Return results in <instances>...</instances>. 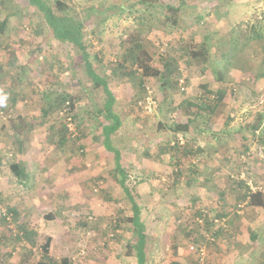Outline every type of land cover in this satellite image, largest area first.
<instances>
[{
  "label": "rangeland",
  "instance_id": "rangeland-1",
  "mask_svg": "<svg viewBox=\"0 0 264 264\" xmlns=\"http://www.w3.org/2000/svg\"><path fill=\"white\" fill-rule=\"evenodd\" d=\"M43 1L52 7L56 2ZM123 1L70 0L69 7L85 24L84 40L96 73L107 79L117 98L114 110L122 126L112 135L113 144L122 153L124 167L131 170L128 185L135 189L142 208L148 237L147 264L168 260L178 248L183 264H198L188 251L189 243L198 241L207 247L208 264L263 263L264 212L247 207L237 216L233 211L244 201L247 181L264 192V0H162L185 6L178 26L165 24L158 8L151 19L140 24L132 15L119 18L115 6ZM7 19L0 50L16 52L20 60L0 87V197L2 210L18 211V216L16 221L5 216L7 223L0 217V264L6 252L11 254L9 264H58L63 257L74 259L73 264H137L133 226L125 221L131 204L116 182L115 156L100 141V137L102 142L104 139L102 127L108 124L96 116L104 106V92L89 79L80 53L54 38L30 0H0V25ZM257 21H262V39L245 49L237 44L234 48L236 33L245 35ZM137 43L144 46L155 68L162 67V59L173 58L183 70L181 66L189 67V53L207 44L215 59L207 55L204 75L197 66H190L188 76L185 69V76L179 71L186 83L180 85L181 90L174 84L166 98L159 78L140 76V66H132L128 56L130 51H139ZM223 51L227 56L234 53V58L228 62ZM123 72L130 75L127 80L119 77ZM219 72L224 73L227 97L217 130L224 128L228 133L218 137L203 134L205 124L199 120L191 126L182 149L184 155L179 149L173 153L170 142L176 134L168 128L175 116L174 107L196 101L208 82L219 89ZM148 89L157 102L150 114L136 105ZM69 95L77 99L74 110L65 103L51 113V106ZM64 110L78 133L88 132L82 139L79 134L76 140L65 136V120L60 115ZM187 118L178 115L174 120L186 122ZM227 118L229 125L224 126ZM259 118L262 123L257 133L254 124ZM96 136L99 140L93 139ZM162 144H170L171 155L182 158L185 168L192 167L188 185L182 175L174 182L173 164L169 163L168 172H154L151 177V165ZM212 145L221 152H211L210 160L198 154L205 148L212 150ZM162 155L160 162L167 159ZM227 158L229 169H215L212 172L216 176L210 173L209 163ZM13 164H24L28 178L19 179L11 169ZM195 176L199 179L192 183L190 179L195 180ZM210 180L212 183L207 184ZM224 185L230 190L222 201L219 195ZM201 210L209 218L215 213L232 215L230 230L215 236L214 242H206L201 236L205 230L200 233L196 226L191 234L185 231L182 224L195 222ZM115 221L121 228H111ZM24 230L27 236H23Z\"/></svg>",
  "mask_w": 264,
  "mask_h": 264
},
{
  "label": "trees",
  "instance_id": "trees-1",
  "mask_svg": "<svg viewBox=\"0 0 264 264\" xmlns=\"http://www.w3.org/2000/svg\"><path fill=\"white\" fill-rule=\"evenodd\" d=\"M30 1L32 5L36 7L42 13L43 18L45 19V23L50 27L54 38L58 42H62V43L73 46L80 53L81 60L85 64L86 73L89 79L92 81V83L97 89L101 88L102 91L104 92V95H105L104 106L103 108L97 111L96 116L102 117L103 121H107L108 124L103 125L102 127L103 129L102 133H103L104 139L102 142L101 137H100V141L105 147V149L109 151L110 153H113L115 156L114 176L117 177L116 182L118 186L123 191L125 198L131 204L130 209H131L132 215L129 213V216H126L127 218L125 221L131 223L133 226V234L135 235V239H136L135 243L133 244V247L136 252L137 264H147V254L145 250H146V244H147L148 237L146 234L145 224L142 221V217H141L142 208L136 201V198L138 195L134 194L133 191H135V189L131 188L128 185L131 170L130 169L128 170V168L126 169L124 167V163L122 164V153L119 149L115 148L113 144L112 135L118 133L122 126L121 117L114 110V106H115L117 98L115 94L112 92V90L110 89V85L107 79L101 77L99 74L96 73L94 64L91 61L90 53L88 52V45L86 44L84 40L85 24L83 21L73 16V13L71 12L70 7H69L70 0H56L54 7L47 5L43 0H30ZM125 1L127 2L128 0H125ZM126 2L123 1L122 4L115 6V8L117 9V13H116L117 16H119L120 18L123 16L127 17L128 15L129 16L132 15L133 18L136 19V21H138L137 22L138 24H140L143 21V19H151V16H153V14L155 13L154 11L158 8L159 9L158 11L161 14L163 13L162 15L165 19L164 20L165 24H168L171 26H178L182 18L181 16L182 10L185 7L181 2L179 4H167L163 2L162 0H136L131 5L127 4ZM150 24L151 23H147V25H150ZM6 25H7V21L3 22L0 25V35L4 34ZM260 25H262V21H257V24L255 25L253 24L251 27V31L247 32L245 35H242V33L237 32L236 41L234 40L233 44L234 43L235 44L233 47L236 48V44H237L238 46L243 47V49H245L246 47L252 45V42L261 40L263 36L259 32ZM240 38H243V40L241 41ZM137 39H140V37L137 36ZM137 39L135 38V40ZM137 46H138L139 51H136V52L130 51V54L128 56L129 58H132V62H131L132 66L136 65V63L137 65L140 66V69H142L143 71V72L141 71L142 74L139 73L140 76L159 78V80H161V84L163 88V96H165L166 98H168V94L171 93L170 88H173L174 84H176V86L180 88L181 90L182 88L180 86V82L183 80L184 83H186L185 81L186 77H183L182 75H180L179 71L183 72L185 69V71L188 72L186 73V75L188 76V74L191 73L190 66H197L201 70L199 73L201 75L202 74L204 75L207 71L206 70L207 69V66H206L207 65V61H206L207 55H209L208 57L209 59L210 57L212 59H215V57L213 56L214 54H211L212 56L209 54L210 51H209L208 44H207L206 47L202 45L201 50H199L198 52L191 51L189 53V59L186 58L187 59L186 61H188L186 63L188 64L189 67L186 68V67L181 66L182 68H184L183 70L177 67L179 64H176V61H174L173 58L162 59L163 60L162 67L155 68L154 66L151 65V57L149 56L148 52L144 50V46H141L138 43H137ZM219 47H222V44ZM234 51H236V49H234ZM222 55L224 58L228 60V62L234 58V53L230 54V56H227L225 55L223 51ZM160 56L166 57V54L161 53ZM211 64L213 65L214 63H211ZM133 73L135 72H132V74ZM120 74L121 73H119V77H123V80H127L128 77L130 76L127 73H124L123 76ZM183 75H184V72H183ZM223 77H224V73L219 72L217 76L218 84L220 85L219 89L218 88L215 89L214 84H211V82H208L202 86L201 93L199 94V97L197 98L196 101L194 102L184 101L179 106L174 107L175 116H173V119L171 120L172 122L170 124V128H168L170 133L173 132L176 134L175 138L173 139L174 142L172 141L170 142L172 147L170 146V144L168 147L167 146L165 147L163 144L159 145L158 146L159 151H162L163 153H166V154H172L171 148L173 149V153L175 149L176 150L179 149L180 153L184 155V152L182 149H185L184 144L188 140L187 137L190 133L189 131L191 129V126L194 122H197L199 120L200 122L202 121L205 124L204 125L205 130L202 131L203 134L204 133L207 134V132H209L207 135L211 134L212 136L218 137L221 133H224V134L228 133V130H224V128H220L217 130V125H218L217 121L221 117V114L223 113L224 109L226 108L225 100L227 97L226 96L227 95V92H226L227 84L223 80ZM146 92L142 95V97L138 99V102L136 103L138 109H140L144 113H145L144 109L141 106H139V101H141L144 98ZM60 102L61 103L57 106H51V113L53 112L54 108L63 107L65 103L71 104L73 108V105L77 103V99L69 95V96H64ZM188 109H191L192 112H189ZM45 113L49 114L50 111H46ZM178 115L180 116L182 115L184 117L186 116V118L188 117L187 121L186 122H176L174 118ZM229 121L230 119L227 118L226 122L224 121L223 125L228 126ZM255 123L256 124H254V129H255L254 132L259 133V131H256V130L260 129L262 119L259 118ZM63 131L65 133V136L67 137L68 132L66 128L63 127ZM87 134L88 132L85 133V132H82V130H80L79 139H82ZM181 136H184L186 140L183 145H181L179 142V138ZM98 138L99 137L96 136L93 139L99 140ZM162 141H164V139ZM206 141H208V139ZM217 143L218 145L221 144L219 141H217ZM213 147H217V146H213ZM209 151H210V148H205L202 151L199 150L198 154L199 152L203 153L206 159L207 156H210ZM212 153H215V152L213 151ZM156 155L158 156L157 152H156ZM148 156L151 157L150 155ZM157 156H156V159H154V162H157ZM170 157H171L170 162L168 161V159L167 161L170 166L173 164L172 174L174 177L173 178L174 182H179L181 179L180 175H182L184 177H187L186 184L188 185L189 184V174L192 170V167L187 166L185 168L184 164L182 163V158L180 160L177 154H173ZM177 157H178V160H177ZM174 160H175V164L172 163L174 162ZM25 168L26 167L24 164L11 165V169L13 173L21 180L24 178L25 179L28 178V174ZM154 176H152L151 174V177H154ZM198 179L199 178L195 176V180L190 179V181L194 183L195 181L197 182ZM206 183L210 184L212 182L206 181ZM249 193H250V196H249ZM224 194L222 193L221 195H219L220 200L222 199L224 200ZM2 203H3V200L0 197V217L2 218L3 222L7 223V218L3 215V212H2V208H1ZM241 203L246 204L245 208L242 210L243 213L247 207H257L264 212V192L257 191L255 193H251L250 189L247 186L244 191V201L240 202V204ZM7 212L11 216V218L14 221H16V218L18 216L17 215L18 211L7 209ZM234 212H235L234 215L241 216V214H238L237 210ZM196 215H199L200 218H204L202 217V210ZM214 217L226 218L227 228L225 229L224 232H227L229 228L230 216L225 215V214L215 213ZM194 223L195 222H187L186 220V223L182 224L183 225L182 227L185 231H187L190 234L192 233L195 226L200 229L201 231L200 233H202L204 230L208 232H213L214 223H213L212 218H209L208 214L205 216V224L202 228L198 226L196 223L195 224ZM111 228L113 229L121 228L120 222L115 221L114 224L112 223ZM123 228H124V222H123ZM220 233L222 232L220 231L215 232L216 236L220 235ZM27 235H28V232L24 230L23 236H27ZM201 236L205 240V237L203 236V234H201ZM48 248H49L48 245L45 246L44 248L46 256L48 255ZM10 257H11V254L7 252L4 253L1 259L2 264H9ZM22 261H24V259H22L21 262ZM58 264H73V261L69 257H63ZM261 264H264V262Z\"/></svg>",
  "mask_w": 264,
  "mask_h": 264
},
{
  "label": "built area",
  "instance_id": "built-area-1",
  "mask_svg": "<svg viewBox=\"0 0 264 264\" xmlns=\"http://www.w3.org/2000/svg\"><path fill=\"white\" fill-rule=\"evenodd\" d=\"M182 84H184V81L182 80L180 82V85L182 86ZM146 94L144 96V98L139 101V106H141L145 113L150 114L153 113L155 111V108L157 107V103L154 99L153 96V91L152 90H146ZM67 105H69V103H67ZM66 110L61 111L60 115L62 116V118L65 120V126H66V130L68 132V135L71 139L76 140L78 138V130L75 128L74 124H73V120L72 117L69 116V114H65ZM74 126V127H73ZM185 137L181 136L179 138V142L181 145H183L185 143ZM247 185L248 188L250 189L251 193H255L257 191H261L260 187H254L253 183L251 181H247ZM250 196V193H249ZM246 204L245 203H241L238 204L236 210L238 212V214H242L243 213V209L245 208ZM3 215L8 217V220L11 219V216L7 214V212H5L4 210H2ZM205 216H206V212H202V217L204 218H197L196 220V224L198 226H204L205 224ZM90 219H92V217H89ZM213 223H214V227H213V232H208L205 231L204 237H205V241L206 242H214L215 241V232L220 231V232H224L225 229L227 228V220L226 218L222 217V218H218V217H213L212 218ZM89 221H93V220H89ZM204 223V224H203ZM202 226V227H203ZM204 232V231H203ZM202 232V233H203ZM188 251L195 255V258L197 260L198 264H208V252H207V247L205 244L202 243H198V242H190L188 245Z\"/></svg>",
  "mask_w": 264,
  "mask_h": 264
},
{
  "label": "crops",
  "instance_id": "crops-1",
  "mask_svg": "<svg viewBox=\"0 0 264 264\" xmlns=\"http://www.w3.org/2000/svg\"><path fill=\"white\" fill-rule=\"evenodd\" d=\"M5 22V21H4ZM7 23H8V20H7ZM6 34V33H5ZM5 34H3V36L5 35ZM0 36H2V35H0ZM10 51V50H9ZM17 60H20V56L18 55V53H16V52H7V51H1L0 50V87L2 88L4 85H3V82H4V79H5V77H6V74L7 73H9L10 71H11V68H14V66L16 65V62H17ZM2 73H4V75H2ZM261 83V82H260ZM209 132H207V134H208ZM217 149V150H216ZM213 150H214V152L215 153H219V152H221L220 151V149L219 148H217V147H213V149L212 150H210L209 151V153H211V152H213ZM224 153H226L225 151H223ZM157 153H158V156H157V163H155L154 162V165H151V170H153L152 172L153 173H151L152 174V176H154V175H156L158 172L160 173V171H162V172H168V169H169V166L167 165V163H168V161L170 162V159H171V154H164L162 151H159V149H158V151H157ZM162 154H164V155H162ZM166 156V158L168 159V161L164 164V165H161V163H163V162H165L166 160H164V161H162V162H160V158H159V156ZM206 155H207V153H206ZM155 157L156 156H154V159H155ZM224 157V156H223ZM225 158V157H224ZM207 160H210L211 159V156H207V158H206ZM144 164H146L147 165V163H144ZM229 165H231L230 164V160H228V158H227V161H224L223 159H222V161H220V162H218V163H209L208 164V166L209 167H212L211 168V170H210V173H212L214 176H216L215 175V173H213L212 171H214L215 169H217L218 171H220L221 172V170L222 171H225L226 170V168L227 169H229ZM148 167V166H147ZM157 170V171H156ZM154 172H156V174H154ZM210 179L213 181L214 179H215V177L213 178V177H210ZM210 180V181H211ZM216 183L218 184V181H216ZM219 185V184H218ZM224 189H223V194L224 193H229L228 192V190H230L229 188V186H222ZM234 192H235V190H233ZM221 193V194H222ZM227 198V197H226ZM225 198V199H226ZM224 199V200H225ZM223 200V199H222ZM238 206V205H237ZM253 208V207H252ZM204 212H205V210H203ZM234 211H236V209L234 210ZM233 211V213H235ZM206 215H207V212H206ZM230 216H232V215H230ZM199 217V216H198ZM197 217V218H198ZM232 222V223H231ZM91 223V222H90ZM195 223H196V221H195ZM232 224H233V219H229V228H228V231L230 230V228H231V226H232ZM235 225V224H234ZM227 231V230H226ZM227 231V232H228ZM147 247H148V244L146 245V253L148 252L147 251ZM168 249H170V247L168 248ZM177 251L178 252H172L173 254V257H170V258H168V260H159V259H157V261H156V263H158V264H183V261L181 260V257L179 256L180 254H182L181 252H180V250H179V248L177 249ZM190 253V252H189ZM82 254H84V252L82 251ZM177 255V256H176ZM190 255L192 256L193 254H191L190 253ZM194 256V255H193ZM193 256H192V258H193ZM72 260H74V259H72ZM183 260H184V262L186 263V260H185V258L183 257ZM195 261V260H194ZM196 262V261H195ZM75 263V262H74ZM76 264H77V262H76Z\"/></svg>",
  "mask_w": 264,
  "mask_h": 264
}]
</instances>
